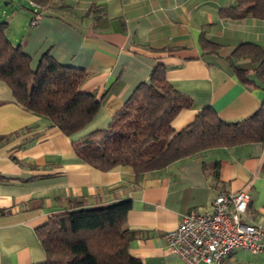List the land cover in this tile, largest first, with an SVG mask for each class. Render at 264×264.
Segmentation results:
<instances>
[{
    "label": "crops",
    "instance_id": "0c3cea01",
    "mask_svg": "<svg viewBox=\"0 0 264 264\" xmlns=\"http://www.w3.org/2000/svg\"><path fill=\"white\" fill-rule=\"evenodd\" d=\"M25 2L32 9L15 16L22 35L13 43L31 56L33 69L45 55L84 69L81 90L95 92L101 104L95 118L69 136L17 103L0 79V264L44 262L37 228L77 201L95 208L130 199L125 227L135 231L130 253L142 264H186L165 234L191 209L211 212L220 192L247 190L251 198L243 220L264 226V142L206 149L142 173L129 165L100 170L81 159L73 144L108 126L158 64L191 101L172 118L176 130L206 106L228 122L251 116L264 101V86L244 82L230 56L247 41L264 48V18L225 16L222 11L235 0ZM7 22L8 33L14 19ZM204 39L218 44L215 52ZM238 64L254 66L249 59ZM223 264H264V249H238Z\"/></svg>",
    "mask_w": 264,
    "mask_h": 264
},
{
    "label": "trees",
    "instance_id": "16d2710c",
    "mask_svg": "<svg viewBox=\"0 0 264 264\" xmlns=\"http://www.w3.org/2000/svg\"><path fill=\"white\" fill-rule=\"evenodd\" d=\"M222 13L233 18H264V0H235ZM7 29L8 22L1 21L0 79L10 86L15 101L49 118L52 127L69 136L80 132L95 118L101 104L95 92L81 90L85 70L64 65L50 55L33 69L31 56L21 44L13 43ZM204 45L213 52L218 48L207 39ZM230 58L244 82L264 86L261 44L243 42ZM241 59H249L253 68L238 64ZM166 72L164 65H156L150 80L137 87L108 126L74 140L76 154L100 170L129 165L142 173L165 168L206 149L264 142V101L257 112L233 122L206 106L190 124L176 130L172 118L191 101L175 89ZM79 203L70 211L52 215L37 228L46 252V260L38 264H142L130 253L135 231L125 227L132 207L130 199L95 208L80 207Z\"/></svg>",
    "mask_w": 264,
    "mask_h": 264
},
{
    "label": "built area",
    "instance_id": "2783aa9c",
    "mask_svg": "<svg viewBox=\"0 0 264 264\" xmlns=\"http://www.w3.org/2000/svg\"><path fill=\"white\" fill-rule=\"evenodd\" d=\"M38 19L39 15L32 23ZM250 198L247 190L220 192L212 202L211 212L191 209L175 228L166 232L168 246L186 264H223L224 258L238 249L262 251L264 226L243 220Z\"/></svg>",
    "mask_w": 264,
    "mask_h": 264
},
{
    "label": "rangeland",
    "instance_id": "374dc122",
    "mask_svg": "<svg viewBox=\"0 0 264 264\" xmlns=\"http://www.w3.org/2000/svg\"><path fill=\"white\" fill-rule=\"evenodd\" d=\"M7 1L10 2L7 3ZM25 1L27 0H0V22L14 19L12 27L8 30V35L13 41L16 37H21L22 35L18 25L20 18H15V16H21L20 12L22 11L30 13L32 9ZM22 4H25L27 7L24 9Z\"/></svg>",
    "mask_w": 264,
    "mask_h": 264
}]
</instances>
